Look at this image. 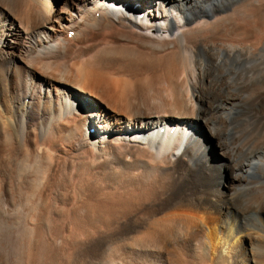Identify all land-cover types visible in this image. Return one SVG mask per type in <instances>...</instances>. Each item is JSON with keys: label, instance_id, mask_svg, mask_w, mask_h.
<instances>
[{"label": "bare ground", "instance_id": "6f19581e", "mask_svg": "<svg viewBox=\"0 0 264 264\" xmlns=\"http://www.w3.org/2000/svg\"><path fill=\"white\" fill-rule=\"evenodd\" d=\"M263 27L264 0H0V197L33 194L38 235L48 216L103 217L73 250L104 264H264V197L240 226L231 201L254 186L237 189L244 165L210 127L252 49L222 34Z\"/></svg>", "mask_w": 264, "mask_h": 264}, {"label": "rangeland", "instance_id": "374dc122", "mask_svg": "<svg viewBox=\"0 0 264 264\" xmlns=\"http://www.w3.org/2000/svg\"><path fill=\"white\" fill-rule=\"evenodd\" d=\"M234 1H239V0H234ZM136 3L138 4V2H136ZM131 4H132L131 2H128V5L124 6V9H129V10L131 9L132 11H136L137 12L136 14H138V15H141V16L144 15L143 9L139 5L137 6L135 4H132V5ZM263 29H264V27H263ZM249 35H248V37L245 36L244 38H246V40H244V38H242L241 35L237 34V33L222 34V36L225 38L230 36L229 39H231V40L243 41L244 44H246L250 48L252 47V49H250L251 50L249 53L250 56L246 55V56H244V58H241V59L239 58V59L235 60L236 62L234 61L233 65H232V66H234L233 70L236 71V73L240 76V77H236L237 76L236 75L234 78V74L231 75V78H233L232 81L234 80L235 82H239L241 80V78H243V77L245 78V80L243 82H241V84H240V82L238 84L233 82L231 87L225 88V89L222 88L220 91L222 93L230 91L231 93L236 94V99L233 102H230L227 100V102H225L223 104V109L220 110V112L221 111L223 112V113H221L223 119H226L225 123L217 121L218 119L217 120L215 119L213 122L212 121L210 122L211 123L210 127L211 128L213 127L212 129H214V127L215 128L217 127L214 130L220 134L221 139H224L222 141H224L226 143V145H228V147L236 149L233 152L234 161H237V160H239V162L242 161L241 163H243V165H244L240 168V170L236 171L241 176V178L243 180V182H242L243 185H241V184L238 185L237 189H239V188L241 189L242 188L241 186H244L245 184H249V183L254 186V191L249 192L247 194L250 197L247 195H244L243 196L244 200L239 199V200L231 201V203H232L231 207H232L233 212H238L241 214V210H245L243 212V215L240 217V222L238 224L240 226L244 224V226L247 228L253 227L255 225L256 217H258V216H257L255 209H253V208L256 206L258 201L264 197V190L262 189V187L264 188V169H262L263 168L262 166H264V161H263L264 160V150L261 149V150H258L254 154H251V155L249 154V151H251L252 148H254L259 142L263 141V139H264V134H263V132H264V105H263L264 104V99H263L264 96H261V98H259L257 96L259 91H261L262 89L264 90V83L262 82L261 77H260V75L262 73H264V54H263V52H264V50H263L264 49V46H263L264 45L263 44L264 39L261 42H259V39L257 40V37L255 36L254 33H251ZM251 40H252V43H251ZM254 40L258 41L259 43L254 41ZM253 44H255V45H253ZM251 45H253V46H251ZM260 45L263 46V48H260ZM253 47H255V48H253ZM252 57L254 60L252 59ZM257 59L258 60L260 59V60L258 61ZM249 61L251 64L249 63ZM253 63H255V65H253ZM249 65H251V66H249ZM259 72H261V73H259ZM241 75H244V76L241 77ZM257 75H259V76H257ZM247 76L249 77L248 79H247ZM152 81H153V89L156 92V90L159 88V86L156 83V80H152ZM262 85H263V87H262ZM234 86L236 88H232ZM238 87H240V88H238ZM241 88H243V89L241 90ZM233 89H234V91H233ZM235 89H236V91H235ZM245 89H247V90H245ZM155 92L151 91L150 94L152 95V93H155ZM245 92H248V93H245ZM247 95H248V97H247ZM258 99H259V101H258ZM157 100H158V98H157ZM153 101L155 102V100H153ZM259 104H261V105H259ZM224 105H225V108H224ZM239 105H240V107H239ZM149 107L152 108L153 105L151 104ZM151 108H147V109H151ZM258 112L260 115L258 114ZM253 113L255 116H253ZM223 114H225V115H223ZM261 115H262V117H261ZM250 118H251V120H250ZM249 130H250V132H249ZM220 131H221V133H220ZM225 137H226V139H225ZM246 138H247V141H246ZM253 141H254V143H253ZM239 143L242 145H240ZM251 144H252V146H251ZM243 145H244V147H243ZM240 147H242V149ZM238 151L239 152L241 151V152L239 153ZM213 153H211V154H213ZM245 155L248 156L247 159H246ZM216 158L217 157H215V155H214V160H216ZM237 158H239V159H237ZM261 162H262V164H261ZM31 164L32 163H29V165H28L27 163H25V165L23 166L24 167L23 169L26 168L25 171L29 172L30 168H32V166L35 165L36 163H33L32 166H31ZM246 164H248V165H246ZM20 167H22V166L20 165ZM33 167H34L33 170L35 171L37 165H35ZM244 168H246V169H244ZM37 170L35 172H37ZM29 173L34 174V172H32V170ZM228 173L229 172H225L222 179H221V181L223 182V184L221 185L222 188H225L223 185H224V182L228 179ZM261 176H262V178H261ZM260 182H262V183H260ZM256 184L257 185L259 184V185L257 186ZM261 190H263V193ZM22 193L20 194L21 196L19 195V193L17 194V197H15V199H14L15 201L12 200V203L14 202L13 204L8 203L5 199V197H0V210H1L0 211V264H36V263H39L40 260H41L40 261L41 264H74V262H75V264H81L82 262H83L82 264H104L103 259H100L99 257H93L90 255V253H85L86 255L85 254L74 255L75 252L73 250V246H74V241L76 239H85L87 234L89 233L88 231H98V230L102 231V230H104L106 227L105 226L106 221L99 220L98 218H100V217H98V218H96V217L91 218L90 217L91 219H89L88 217H87L88 219L84 217L85 220H83L84 218L81 220L79 218H74L72 216H68V218L66 216V217H63L62 219H61V217L59 218V217L48 216V218L45 217L46 219L44 218V220L42 221L43 222L42 223V230L43 231H41L40 232L41 234L38 235L39 231L36 232V230H34V227L30 223L31 221L28 219V216L26 215L27 211H24V209L26 210V208H28L29 205H31L30 198L33 199L35 196L33 197V194L30 193V195L29 194L28 195L32 196V197H29V196H26L25 193H23V195H22ZM257 193H258V195H256ZM22 196L26 197L25 200L27 198H29L28 199L29 202L26 200V203L28 202L29 205H28V203L27 204L24 203L25 200ZM253 196H254V198H253ZM246 199H247V201H246ZM249 200H250V204L253 207L249 204V202H248ZM252 201L254 202L253 204H252ZM246 202L248 204H246ZM8 210H10L11 213H6ZM254 213H256V214H254ZM75 219H77V220H75ZM100 219H103V217H101ZM80 220L82 221V224L80 223V226H78L79 225L78 222ZM93 220H94V222H93ZM79 231H81L80 235L78 234V233H80ZM36 233L38 236H36V238H35ZM49 234H51L52 236ZM53 236H54V238H53ZM39 238L41 239V243H40V240H38ZM34 240H35V242H33ZM36 241H38V242H36ZM36 243H38V244L40 243V244L44 245V248L42 245H40V244L38 245ZM32 246L33 247L35 246L34 248H36V250L34 248H31L32 249L31 250L30 247H32ZM38 247L41 249H39ZM28 248L31 251H29ZM45 248H46V250H45ZM257 248H259V250L256 249V250H258L257 253L260 252V253H258V256L264 257V255H263L264 254V243L260 244ZM37 249H39L38 250L39 254L37 253ZM63 249L65 251V256L62 255ZM41 250H44V252ZM32 251L34 252V254L32 253ZM35 251L38 255H40L42 252V255H40V257H39L35 253ZM29 252H31L30 254H32L34 256L36 254L37 255L36 257H38L39 259L37 258L38 259L37 260V259H35L36 257H34L32 255L30 256ZM45 253H46V255H45ZM43 255H45V257H43ZM70 255H71V258H70ZM31 257L33 258V262L35 261L36 263L32 262ZM42 258H44L43 262H42Z\"/></svg>", "mask_w": 264, "mask_h": 264}, {"label": "water", "instance_id": "95a60500", "mask_svg": "<svg viewBox=\"0 0 264 264\" xmlns=\"http://www.w3.org/2000/svg\"><path fill=\"white\" fill-rule=\"evenodd\" d=\"M162 131H164V127L162 128Z\"/></svg>", "mask_w": 264, "mask_h": 264}]
</instances>
